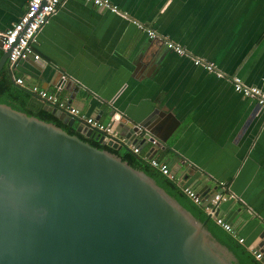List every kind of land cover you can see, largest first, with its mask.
Segmentation results:
<instances>
[{
  "label": "crops",
  "instance_id": "1",
  "mask_svg": "<svg viewBox=\"0 0 264 264\" xmlns=\"http://www.w3.org/2000/svg\"><path fill=\"white\" fill-rule=\"evenodd\" d=\"M63 0L39 32L40 60L18 61L25 87L57 94L87 117L125 123L154 120L155 140L142 150L168 163L186 186L236 196L220 206L232 215L244 246L264 232V110L227 78L197 66L211 62L264 91V0ZM28 0H0V33L24 14ZM143 26L144 29L141 27ZM182 46L177 55L147 29Z\"/></svg>",
  "mask_w": 264,
  "mask_h": 264
},
{
  "label": "water",
  "instance_id": "2",
  "mask_svg": "<svg viewBox=\"0 0 264 264\" xmlns=\"http://www.w3.org/2000/svg\"><path fill=\"white\" fill-rule=\"evenodd\" d=\"M11 50H4L0 71ZM58 87L60 97L65 83ZM45 110L116 150L155 140L151 118L133 125L114 114L120 145L65 111ZM193 188L212 195L201 183ZM209 219L198 222L117 155L0 103V264H234L207 231ZM225 220L233 224L232 215ZM256 244L248 249L264 256V232Z\"/></svg>",
  "mask_w": 264,
  "mask_h": 264
},
{
  "label": "built area",
  "instance_id": "3",
  "mask_svg": "<svg viewBox=\"0 0 264 264\" xmlns=\"http://www.w3.org/2000/svg\"><path fill=\"white\" fill-rule=\"evenodd\" d=\"M63 0H28V5L24 14L21 16L19 21L14 23L12 27L4 32L0 33V38L3 41V49H9L12 47L8 62L10 66H13L20 60H28L33 58L35 61L40 60V55L34 50V42L43 28V26L48 22L49 18L54 15ZM92 2L94 5L101 8H110L113 11H117L116 7H112L107 0H87ZM143 29L144 27L141 26ZM148 37L152 40L159 39L163 41V44L168 50L176 53L177 55L185 56L187 54L186 50L170 40L160 37L154 30L147 29ZM194 63L197 66H203L209 71H215L219 77L227 78L229 82L232 83L234 90L241 94L243 97L251 98L257 101L261 109L264 110V91L258 87L249 86L245 84L242 79L237 75H225L220 71H217L213 63L205 61L203 59H194ZM16 83L22 87L25 86V81L22 78H17ZM31 91L38 97V99L46 106L52 108H57L58 110L65 111L75 117L80 123H85L95 132L102 133L107 140H112L118 142L120 145H126L123 139H120L116 132H112V122L107 124L97 121L93 117H87L82 113V111L76 107H73L66 103L65 100L58 97L55 93H49L39 87L35 86ZM154 147H156L157 141L152 142ZM126 147L136 155H140L145 161H147L153 168L159 170L163 175L167 176L171 180L179 181L181 183V178H178L173 172L170 165L162 160L157 159L155 156L150 158L148 155L143 153L141 144L130 143ZM183 192L198 206H201L206 213V215L215 221L226 232L236 236L239 243L244 244L245 239L239 237L234 225L225 220L220 212V206L222 203L235 199L236 196L230 191L226 185H221L220 189L215 190L211 196L209 194H199L192 186L180 185ZM258 261L264 264V256L262 253L257 251H252Z\"/></svg>",
  "mask_w": 264,
  "mask_h": 264
},
{
  "label": "trees",
  "instance_id": "4",
  "mask_svg": "<svg viewBox=\"0 0 264 264\" xmlns=\"http://www.w3.org/2000/svg\"><path fill=\"white\" fill-rule=\"evenodd\" d=\"M4 53L3 48H0V59ZM12 67L8 62L0 71V103L6 104L13 109L27 114L30 117H35L41 121L52 123L69 135L77 136L82 141L91 146L108 151L120 157L127 162L134 169L145 172L150 176L158 186L163 188L171 197L177 200L183 208L189 211L192 216L200 223L207 221L208 216L201 206L196 205L182 190L179 181L171 180L163 175L159 170L153 168L140 155L134 154L127 147L122 150H116L108 146L100 144L94 137H86L78 133L76 126L70 127L64 124L58 117L45 110V105L38 99V97L25 86L22 87L16 83V78L12 73ZM162 160L160 157H156ZM207 231L212 235L213 240L218 241L222 246L228 249L235 257L234 264H263L258 261L252 251H250L243 244L239 243L238 238L209 219L206 224Z\"/></svg>",
  "mask_w": 264,
  "mask_h": 264
}]
</instances>
